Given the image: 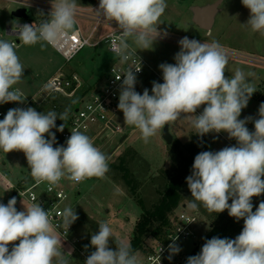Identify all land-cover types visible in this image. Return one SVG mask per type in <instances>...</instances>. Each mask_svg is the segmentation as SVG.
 <instances>
[{"label":"clouds","instance_id":"1","mask_svg":"<svg viewBox=\"0 0 264 264\" xmlns=\"http://www.w3.org/2000/svg\"><path fill=\"white\" fill-rule=\"evenodd\" d=\"M242 4L251 14L245 25L264 35V0H242ZM51 5L49 18L39 24L13 25L20 43L45 41L55 45L74 40L76 0H51ZM213 5L219 6L217 2ZM166 8V0H99L94 12L98 20L103 16L118 24L121 31L112 42V50L126 63L132 56L129 41L138 49H150L161 36L158 26ZM178 43L176 63L159 65L163 83L153 81L151 95L147 88L142 95L135 91L133 68L123 74L118 109L124 123L138 129L145 142L182 114H191L189 119L198 136L223 131L237 141V146L196 155L186 182L193 198L190 209L202 205L210 213L227 210L237 221L243 219V229L235 239L206 240L201 252L188 257L186 264H264V201L255 211L252 204L253 197L264 194V103L254 121L255 131L250 132L246 123L252 118L239 119L256 92L245 73L237 68L231 78L225 77L228 57L217 41L201 43L185 36ZM135 70L140 71V67ZM23 72L14 44L0 40V104L24 102L23 92L13 87ZM51 90V84L44 86V91ZM201 105H206L203 112L194 115ZM58 118L66 121L68 110L58 114L40 113L32 107L10 109L0 120V150L22 151L35 182H47L50 188L62 178L76 183L102 178L109 171L108 157L83 132L73 129L66 146L53 147L56 137L51 130L57 128ZM64 127L61 124L57 131L63 132ZM16 203L15 197L7 205L0 203V264H68L48 211L38 203L17 211ZM61 215L67 229L78 218L71 207L64 208ZM112 236L108 223H99L98 233L91 236L95 251L85 264H140L130 245L118 241L116 250L110 249ZM16 241L19 243L10 251L9 244ZM169 250V259L180 251L174 243Z\"/></svg>","mask_w":264,"mask_h":264},{"label":"rangeland","instance_id":"2","mask_svg":"<svg viewBox=\"0 0 264 264\" xmlns=\"http://www.w3.org/2000/svg\"><path fill=\"white\" fill-rule=\"evenodd\" d=\"M36 1L51 3V0ZM76 2L77 7L92 9L99 3V0H76ZM216 2L221 4L215 16L213 28L210 31L202 30L193 22V9L211 6ZM166 3L167 8L160 17L161 24L158 26L161 36L157 38L152 47L138 49L135 44L129 41L131 48L138 52L149 66L139 93L142 95L144 89L147 88L151 95L153 81L163 83V74L159 65L176 63L174 57L180 51L178 42L183 37L187 36L189 39H195L201 43L217 41L222 45L228 57L225 77L231 78L235 70L239 68L256 89L239 117L241 120L251 117L252 119L246 123V127L250 132L255 131L254 121L259 118L258 110L264 103V35L252 32L250 26L245 25L250 18V10L242 4V0H166ZM98 8L92 12L95 14L94 11ZM15 9H17V5L0 1V40L10 43L17 42V38L8 34L7 31L8 26L13 28V25L18 23V20H13L11 17ZM33 15L37 22L45 18V15L38 10H34ZM86 27V29L93 28L94 24L87 23ZM165 32L167 35H164ZM103 33V27H101L95 34V40L99 39ZM15 51L24 66V72L21 81L13 87L23 92L25 97L23 103H29L25 109L32 107L40 113L56 111L53 108L52 98L57 96H48L42 92L50 78L59 73L71 75V73L77 72L78 75L86 79L88 85L100 79L104 82L108 69L114 61V56L107 50L105 44L100 45L99 48H85L69 63L45 41L34 45H25L21 42L15 47ZM250 72L254 75L247 76ZM79 96L77 94L75 98L67 100L75 102ZM63 99L64 97H57L59 103H62ZM17 104L20 102L0 104V113H3L5 117L7 112L14 109ZM204 107L206 105H201L194 115L201 114ZM190 115L182 114L180 118L170 123V133L173 136L171 145H167L162 138L164 128L159 130L155 136L150 137L148 142H145L138 129L124 123L122 111L119 112L118 120L126 128L123 137L127 136V139L121 146L122 136V138L117 137L114 140H92L94 146L108 157L109 171L102 178L92 177L85 184L72 186V190L80 191L81 196L78 199L74 194V197L64 208L71 207L78 217L71 224L74 228V235H72L80 240L82 251L78 252L79 254L69 255L62 245V251L65 253L68 264H85L88 256L95 251V248L91 246V236L98 233L101 222L108 223L113 231V236L109 240L110 249L116 250L118 241L130 245L134 225L143 212L139 200L143 201L145 209L149 211L158 205L162 201L171 179L179 174L183 159L189 155V146L196 134V129L189 119ZM51 131L55 133L57 142L56 129L53 128ZM45 138L49 139L50 137L45 134ZM210 141L212 145L207 151L211 152L237 146V141L230 139L228 133L223 131L220 133L210 132ZM116 148L118 149L114 153ZM127 153H130L126 162L129 177L125 179L121 172L111 170L110 166L119 164V158ZM0 157V174L6 176L12 183L16 184L22 179L29 178L31 172L22 151L14 150L5 153L0 150ZM191 174L192 171L183 178L182 201L179 208L185 206L188 211L196 212L199 215L201 239L194 244H187L180 248V251L175 254L179 264L199 245L202 238L210 231L213 223L216 224L221 217L224 218V223H228L232 218L227 210L221 213H210L202 205L197 210L188 207L193 198L186 178ZM24 181L19 182L17 186L22 187ZM127 182H130L131 186ZM131 187L135 190L136 196L130 194ZM2 191L0 188V203L6 205V202L11 199V195H8L6 199L2 195ZM262 201H264V194L252 198L253 211ZM15 207L17 211H22L17 204ZM238 226L239 232L237 234L232 232V237L229 239H235L241 233L244 226L243 219L238 221ZM18 243L19 241L9 244V250L11 251V248ZM146 244L147 249L150 250V247L156 244L154 237L149 236L146 239ZM136 255L139 257L142 254L137 252Z\"/></svg>","mask_w":264,"mask_h":264},{"label":"built area","instance_id":"3","mask_svg":"<svg viewBox=\"0 0 264 264\" xmlns=\"http://www.w3.org/2000/svg\"><path fill=\"white\" fill-rule=\"evenodd\" d=\"M7 3L17 5V9H29L32 11L38 10L45 15L44 19L49 18L52 10V5L49 2H39L36 0H0ZM99 7V3L94 8L78 7L77 23L73 33L74 40H70L68 44L58 42L51 45L67 62L73 61L85 48L92 47L98 48L100 45L105 44L107 50L114 56V61L109 67L106 79L100 82V85L90 90H83V84L78 75H65L59 73L47 81L46 84H51L53 90L44 91L48 96L53 95L57 97H64L66 99L75 98L79 94V98L75 101L76 107L68 119L63 132H60L56 146H66V141L71 136V131L77 129L91 138V140H114L117 137H123L125 127L119 123L118 117L120 110L118 109L119 94L123 84V74L129 69L133 68L136 75L137 82L135 84V91L139 93L141 86L144 82V76L149 70V66L142 56L134 49L130 60L126 63H121L120 58L112 50V42L116 35L120 33L118 24L115 21H107L103 16L97 19L96 15L92 12ZM41 20V21H42ZM33 15V20H18L17 25L23 26L24 24H39ZM93 23L94 27L86 29V24ZM103 27L104 33L102 36L95 40V34ZM8 34L17 38V42H12L15 47L20 44L18 33L9 26ZM136 71L135 68H139ZM120 79L117 80V78ZM45 84V85H46ZM29 103H20L15 108L25 109ZM4 118L3 113H0V119ZM121 137V138H122ZM120 138V139H121ZM121 141V140H120ZM5 176L1 177L2 185L9 190H15L18 202L23 206H30L38 203L45 211H48L51 222L56 226L57 235L67 243L72 251L81 252L80 241L73 237V227L69 226L67 229L63 226L62 210L68 203L71 195L75 192L72 186H80L85 184L90 178L85 179L80 183H76L62 178L55 186L49 187L47 182L37 184L32 177L28 183L22 187L12 185ZM24 203V204H23ZM180 210V211H179ZM172 229L167 236V242H156L155 245L150 247L147 253L138 257L140 264H179L177 256L174 254L169 259L170 250L169 245L175 244L176 246L183 247L187 244H194L201 239L199 215L196 212L188 211L185 206H181L176 210L171 219Z\"/></svg>","mask_w":264,"mask_h":264},{"label":"trees","instance_id":"4","mask_svg":"<svg viewBox=\"0 0 264 264\" xmlns=\"http://www.w3.org/2000/svg\"><path fill=\"white\" fill-rule=\"evenodd\" d=\"M52 102L54 103L53 108L58 114L63 113L67 109L69 116L72 112H74L76 107L75 102L69 101L65 98L62 103H59L57 97H53ZM55 123L57 128L61 124L66 125V121H62L59 118ZM57 128L55 129L56 134L58 135L57 138H59L60 131H57ZM211 145L210 133L203 136L195 134L193 136L192 143L189 146V155L183 159L182 168L179 174L171 179L162 201L149 211L145 209L143 201L139 200V205L143 212L134 225L131 237L130 247L133 253L136 254L137 252H140L141 254H145L148 252L146 239L149 236L154 237L155 242H167V236L172 229V216L174 212L179 209L182 201L181 186L183 178L192 171V165L196 155L207 151ZM53 147H57L56 144H54ZM129 154L130 153H127L125 156L120 157L119 164H112L110 166L111 170L121 172L125 179H128L129 177V169L126 165ZM127 184L130 185L131 183L127 182ZM130 194L132 196H136L135 190L132 187L130 189ZM232 232L235 234L239 232L238 221L232 217L228 223H224V218L221 217L218 219L216 224L213 223L211 225L210 231L202 238V241L195 247L188 257L199 254L206 240L213 237L229 239L232 237ZM187 258L181 264H186Z\"/></svg>","mask_w":264,"mask_h":264},{"label":"water","instance_id":"5","mask_svg":"<svg viewBox=\"0 0 264 264\" xmlns=\"http://www.w3.org/2000/svg\"><path fill=\"white\" fill-rule=\"evenodd\" d=\"M220 6V2H217ZM219 6L217 5H211L207 7H196L193 9L194 17L193 22L195 25H197L199 28L205 31H210L213 28V25L215 23V16L219 10ZM12 19L13 20H33V14L32 11L29 9H18L15 10L12 13ZM163 140L166 142L167 145H171L173 143V136L170 133V124L165 125L163 134H162ZM127 139V136H124L120 141V146L125 142ZM119 146V147H120ZM118 147V148H119ZM116 148L114 150V153L117 151Z\"/></svg>","mask_w":264,"mask_h":264},{"label":"crops","instance_id":"6","mask_svg":"<svg viewBox=\"0 0 264 264\" xmlns=\"http://www.w3.org/2000/svg\"><path fill=\"white\" fill-rule=\"evenodd\" d=\"M9 27V26H8ZM8 27H7V29H8ZM99 48V47H98ZM56 51V50H55ZM59 71V70H58ZM64 74V73H63ZM73 74H76V75H78V73L77 72H73V73H71V75H73ZM70 76V75H69ZM79 76V78L81 79V81H82V84H83V90L85 91V90H90V89H93V88H96L97 86H99L100 85V80H98L97 82H94V83H92V84H90V85H88L87 84V81H86V79L84 78V77H81L80 75H78ZM51 79V78H50ZM143 85V84H142ZM142 87V86H141ZM71 101V100H70ZM1 158V157H0ZM4 163V162H3ZM2 176H4V175H2V174H0V188L3 190L2 192H3V194L2 195H4L5 196V198L7 199V197H8V195L10 196L11 195V198H12V196L13 197H15L16 198V200H17V205H18V207L20 208V210H22V211H24L25 210V206H23L22 204H20L19 202H18V197H17V194H16V191L15 190H9L8 188H5V186L4 185H2L1 183H2V181H1V177ZM6 177V176H5ZM7 178V177H6ZM5 178V179H6ZM32 178V176H31V173H30V175H29V178L27 179L26 178V180L25 179H22L21 181H24V184L25 183H28L29 181H30V179ZM6 180H8V179H6ZM12 185H17V184H19V182H21V181H19L18 183H12L10 180H8ZM74 194L75 195H77V197H78V199L80 198V196H81V192L79 191V192H77V191H75L72 195H71V198L72 197H74ZM71 198L69 199V201L71 200ZM68 201V202H69ZM7 203L8 202H6V205H7ZM73 230H74V228H73ZM74 235V234H73ZM60 238V237H59ZM74 238H77L78 239V237H74ZM61 239V238H60ZM79 240V239H78ZM80 241V240H79ZM61 245H63L64 246V248H65V250H66V252L70 255V254H75V253H78L77 251H72V249L67 245V243L66 242H64L62 239H61ZM88 247V246H87ZM90 248V247H89ZM79 254V253H78ZM81 254V253H80Z\"/></svg>","mask_w":264,"mask_h":264}]
</instances>
